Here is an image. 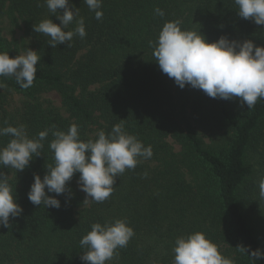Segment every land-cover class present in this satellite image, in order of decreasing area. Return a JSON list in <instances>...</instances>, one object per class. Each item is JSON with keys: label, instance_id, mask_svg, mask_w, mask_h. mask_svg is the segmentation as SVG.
Wrapping results in <instances>:
<instances>
[{"label": "trees", "instance_id": "obj_1", "mask_svg": "<svg viewBox=\"0 0 264 264\" xmlns=\"http://www.w3.org/2000/svg\"><path fill=\"white\" fill-rule=\"evenodd\" d=\"M5 0H0L1 7ZM10 9L24 21L34 38L37 54L33 85L22 89L14 78L0 77L7 87L0 89V127L26 126L30 138L55 125L67 131L80 126V139L95 138L98 130L111 132L123 123L125 131L145 146L151 145V159L138 158L134 170L116 178L111 196L103 203L89 202L78 214L85 193L79 190V173L66 185L72 192L56 196L59 209L34 206L27 198L33 174L43 179L53 164L49 143L43 141L39 157H33L22 172L0 166L8 176L15 202L23 209L0 226V264H85L80 260L83 235L92 223L126 219L135 235L127 247L106 264H146V241L155 237L172 249L177 236L202 232L219 252L235 264H264V258H249L250 251L263 248L255 234L264 220V200L259 198L258 181L264 163L249 161L253 148L264 140V101L252 109L230 101L208 97L202 90L185 86L162 73L148 42L155 40L167 21L179 20L181 30L200 32L211 43L220 36L264 44V26L237 15L234 0H103L101 20L95 19L83 0H69L84 18L86 37L74 36L71 47L48 45L50 39L33 31V24L46 18L60 21L35 0H9ZM159 7L164 17L155 15ZM62 15L63 10H58ZM79 19V17H77ZM75 22L65 31L75 28ZM0 52L9 58L16 51L1 37ZM54 92L59 105L44 99ZM11 95L21 97L10 109ZM10 99V101L8 100ZM227 129L229 136L204 145L186 117ZM124 120V121H120ZM185 121L180 126V122ZM180 146L174 153L166 143ZM11 136L0 137V147ZM257 166V173L255 171ZM147 172L145 177L143 174ZM67 199V202H66ZM238 245L249 252H239Z\"/></svg>", "mask_w": 264, "mask_h": 264}, {"label": "clouds", "instance_id": "obj_2", "mask_svg": "<svg viewBox=\"0 0 264 264\" xmlns=\"http://www.w3.org/2000/svg\"><path fill=\"white\" fill-rule=\"evenodd\" d=\"M38 7L46 6L48 11L60 21L59 25L50 18L33 24V31L49 37L48 45L56 48L60 44L71 47L74 36L84 39L87 35L85 21L79 16L69 0H35ZM103 0H83L95 19L101 20ZM238 7L237 15L264 26V0H234ZM58 10H63L62 15ZM154 13L161 18L165 13L159 7ZM79 17V19H77ZM75 22V28L65 31ZM156 64L162 73L174 80L180 89L189 86L202 90L208 97L226 101L239 98L241 106L252 109L264 101V47L255 46L250 40L229 39L220 36L214 42H207L200 32L181 30L179 20L163 24L157 38L148 42ZM41 57L36 51L25 48L23 54L9 58L8 52H0V77L14 78L22 89H28L36 79L37 67ZM7 87L0 81V89ZM124 121V120H120ZM0 127V137L11 136L6 146L0 147V166L22 172L29 166L33 157H39L44 147L43 141L49 133L53 139L49 149L53 153V164L46 167L43 179L33 174V183L27 193L34 206L59 209L60 201L56 196L72 192L66 187L74 174L79 173L77 186L85 193L83 203H103L112 194L116 178L126 170H134L138 158L151 159V145L145 146L136 136L125 131L123 123L112 127L111 132H95L86 141L80 139V126L72 123L67 131L57 130L55 125L40 131L30 138L26 126ZM145 177L147 172L143 174ZM259 198L264 200V175L258 181ZM66 199V202H67ZM23 209L15 202L13 188L8 176L0 172V226L8 228L10 218L19 217ZM91 230L83 235L80 247L84 249L80 260L85 264H106L118 255L117 249L127 247L135 235L126 219L96 222ZM239 252H249L248 247L238 245ZM172 264H235L234 260L224 257L217 245L199 231L177 236L172 247ZM249 258L256 261L264 258L260 249L250 251Z\"/></svg>", "mask_w": 264, "mask_h": 264}, {"label": "rangeland", "instance_id": "obj_3", "mask_svg": "<svg viewBox=\"0 0 264 264\" xmlns=\"http://www.w3.org/2000/svg\"><path fill=\"white\" fill-rule=\"evenodd\" d=\"M0 34L1 37L10 45L12 49L16 51L17 55L23 54L25 48L36 51L34 38L28 33L24 21L18 16L17 13L10 9L9 0H5L3 6L1 7L0 15ZM259 47H264V44ZM10 109L18 106L21 101V97L18 95H11ZM44 99H47L59 105V98L56 93L51 92L43 95ZM10 99H8L10 101ZM232 105L239 104V98H235L230 101ZM188 116V112H187ZM189 121L192 129L198 134L202 139L204 145H209L215 142L223 141L229 136L227 129H223L216 125L217 120H211L207 124L201 123L200 121L191 119V116L186 117ZM185 121L180 122V126L184 125ZM166 143L171 147L174 153L180 151V146L173 139L168 138ZM254 147L250 155L249 161L258 165L259 161L264 163V140ZM255 171L257 172V166H255ZM259 173V172H257ZM261 173H264L262 171ZM85 197L83 199V202ZM88 203H82L80 208L77 210L78 214L85 208H87ZM262 248L264 251V220L260 222L257 226V231L255 232ZM146 248H149V255L146 258V264H172L173 254L172 249L167 248L166 244L162 241L156 240L155 237L149 238L145 243Z\"/></svg>", "mask_w": 264, "mask_h": 264}]
</instances>
